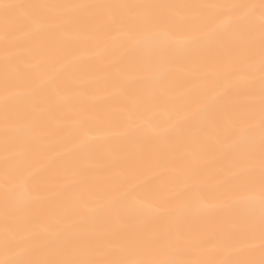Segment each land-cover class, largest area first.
<instances>
[{
	"label": "snow or ice",
	"instance_id": "6c2138e0",
	"mask_svg": "<svg viewBox=\"0 0 264 264\" xmlns=\"http://www.w3.org/2000/svg\"><path fill=\"white\" fill-rule=\"evenodd\" d=\"M0 16V264H264V0H0ZM10 22L25 39L46 34L32 66L58 59L68 84L51 73L26 91L11 82L27 77ZM70 33L98 38L97 55L109 50L104 37L122 38L99 98L119 103L74 109L57 139L46 118L79 87L59 46ZM178 61L182 90L169 78ZM210 114L207 142L185 136ZM69 188L74 200L46 207Z\"/></svg>",
	"mask_w": 264,
	"mask_h": 264
},
{
	"label": "bare ground",
	"instance_id": "6f19581e",
	"mask_svg": "<svg viewBox=\"0 0 264 264\" xmlns=\"http://www.w3.org/2000/svg\"><path fill=\"white\" fill-rule=\"evenodd\" d=\"M6 2H20L29 3L36 2V0H6ZM49 2L60 3V2H75V3H96V2H137V0H49ZM178 2H200V0H178ZM211 2H228V0H211ZM233 2H239V0H233ZM10 27L17 31V35L21 37V46L17 50L18 62L21 69L26 74V79H16L14 76L11 77V82L16 87L27 90L30 85L38 83V77L41 74L51 73L58 79L64 80L65 84L69 82L66 80L64 70L60 69L59 65L62 61L53 59L50 57L44 58L40 64L32 66L34 58L37 52V45L40 42L46 40V34H40L36 37H30L25 39L20 31L18 23L10 22ZM3 31H4V20L0 16V97L3 96V75H4V62H3ZM72 39L61 38L60 50L64 53L65 58L72 60V71L73 76L79 83V87H74L72 90V99L68 104H59L58 101L53 100V103L59 104L54 107L50 116L46 118L45 129L53 133H58L57 139L66 137L70 132V126L73 121V110L79 108L82 105H93L97 103L110 104L115 106L119 103L118 99H112L110 101H101L99 98L111 87V80L106 71V66L110 60L118 56L122 38L118 35L111 37H104L103 40L108 46V51H99V39L96 37H85L82 33H70ZM169 78L172 80L177 89H184L187 81V74L185 66L182 62H177L172 66L169 72ZM207 86H211V83ZM138 87L137 83H131L128 85L129 93H133ZM203 87H193L187 94L195 96ZM242 101V97H237ZM28 101L24 98L15 100L9 105V115L12 118H18L21 115L20 109H22ZM213 115L210 114L208 120L204 124H197L187 127L184 130V134L187 137H200L207 142V138L201 136V129L209 127L213 119ZM63 125V127H60ZM3 127V107L0 104V129ZM70 146V145H69ZM211 151V149H210ZM2 156H3V136L0 133V167H2ZM70 158V157H69ZM38 164H43V160L37 158ZM103 161L97 165L101 166ZM120 169L115 170V174H119ZM88 182V178L84 179V185ZM35 185L34 187H39ZM212 190L211 183H208L204 187V192L209 193ZM77 194L76 189H67L63 196L59 200H54L50 205L46 207H57L64 201H72L75 199ZM39 229L42 227V223H38L34 226ZM2 238V236H0ZM3 252L0 250V259H3Z\"/></svg>",
	"mask_w": 264,
	"mask_h": 264
}]
</instances>
